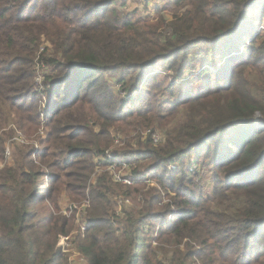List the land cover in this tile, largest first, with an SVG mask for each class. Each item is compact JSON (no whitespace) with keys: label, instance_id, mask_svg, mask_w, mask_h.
I'll use <instances>...</instances> for the list:
<instances>
[{"label":"trees","instance_id":"16d2710c","mask_svg":"<svg viewBox=\"0 0 264 264\" xmlns=\"http://www.w3.org/2000/svg\"><path fill=\"white\" fill-rule=\"evenodd\" d=\"M159 1L0 0V264H264V0Z\"/></svg>","mask_w":264,"mask_h":264},{"label":"rangeland","instance_id":"374dc122","mask_svg":"<svg viewBox=\"0 0 264 264\" xmlns=\"http://www.w3.org/2000/svg\"><path fill=\"white\" fill-rule=\"evenodd\" d=\"M143 4H144V0H127V8H128L127 12L138 10L139 11L138 12L139 17L147 18L150 16L153 18L154 12H155L154 7L158 4H161V3L159 0H150V4L148 5L147 10L144 9ZM97 14H99V11H97ZM41 106H43V105L41 104ZM15 121L19 122V120H17V119ZM15 121L10 120V122L8 124L9 127L8 128L5 127L0 131V178H1V176H3V173L5 172L7 166L12 165V163L14 161V157L16 156V154L18 152H20L21 150H24L21 147H27V145H28V140L25 139L27 136L25 134H23L21 131H19ZM28 129H29V125H25L24 131H28ZM43 130H44V128H42V130H41V136L46 139L47 135L45 134V131H43ZM158 132L159 133H156L154 135V137H153L154 140L157 138H159V140H160V138L162 137L161 133H163V132L161 130H159ZM35 147L37 150L39 149L38 145H36ZM4 148H5V154L3 151ZM33 158H35V156ZM108 159L112 160L110 156ZM34 160H37V159H34ZM36 165L40 166L41 164L38 163ZM171 169H174V167L173 168L171 167ZM124 170H126L125 167H124ZM124 170L117 172L115 166H110L109 168H106V169H103L102 166H100L99 168L95 169V173L92 175L91 180L95 181L99 175H101L102 173H104L106 171H109L113 175V178L116 182L127 184V185H132V182L129 181V178L123 177L126 175V173H124ZM48 180H49L48 177H45V179H43L42 181H39V184L41 182H43L45 185H48L49 184ZM127 182H130V183H127ZM198 183L201 184V187H202L205 194L209 193L212 190L213 181H212L210 174H206L204 177H201L198 180ZM0 184H2L1 181H0ZM47 190L48 189L44 188V190L41 192L46 193ZM36 195H38V193ZM61 195L58 198L60 200L59 201L60 214H63V215L65 214L68 217H70L74 208L76 206H79L78 204H80V203H76L73 199L68 198L67 197L68 195L66 193H64V191L61 193ZM75 196H76V194H74V198H75ZM58 199H57V202H58ZM118 203L120 205V208H122V205L123 206L129 205L130 201L124 200L122 202V200L119 199ZM74 205H76V206H74ZM80 208H82V207H80ZM52 209H54V207L52 206V203L50 200L43 203V204L36 205L34 207V210H36L41 216L48 215ZM80 210H82V212H81L82 214L79 217V220L81 221V226L78 223H76V225L77 226L79 225L81 230L85 231L86 228H85L83 223L86 221V212L83 208ZM73 232H74L72 234L74 236L73 237V244L69 242L66 246L67 249H65L66 250L65 257L67 259L64 263L65 264H88L85 260V257L82 256V254L79 252V249H78V243L79 242H77V239H76L77 235L79 234L78 228L73 230ZM59 263H60V259H58L55 264H59Z\"/></svg>","mask_w":264,"mask_h":264},{"label":"built area","instance_id":"2783aa9c","mask_svg":"<svg viewBox=\"0 0 264 264\" xmlns=\"http://www.w3.org/2000/svg\"><path fill=\"white\" fill-rule=\"evenodd\" d=\"M38 82H40V79L37 80ZM155 141H159V138L155 139ZM127 183H130V182H127Z\"/></svg>","mask_w":264,"mask_h":264},{"label":"water","instance_id":"95a60500","mask_svg":"<svg viewBox=\"0 0 264 264\" xmlns=\"http://www.w3.org/2000/svg\"><path fill=\"white\" fill-rule=\"evenodd\" d=\"M258 116H260L259 114H257ZM261 125H262V123H261Z\"/></svg>","mask_w":264,"mask_h":264},{"label":"bare ground","instance_id":"6f19581e","mask_svg":"<svg viewBox=\"0 0 264 264\" xmlns=\"http://www.w3.org/2000/svg\"><path fill=\"white\" fill-rule=\"evenodd\" d=\"M115 159H116V158H115ZM115 159H114V160H115Z\"/></svg>","mask_w":264,"mask_h":264}]
</instances>
